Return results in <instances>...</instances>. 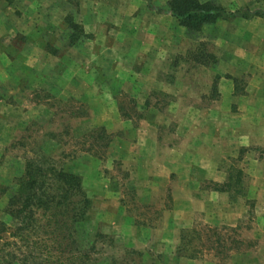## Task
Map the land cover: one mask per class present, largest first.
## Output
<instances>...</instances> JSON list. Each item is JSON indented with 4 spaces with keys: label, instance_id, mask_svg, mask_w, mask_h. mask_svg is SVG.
I'll return each mask as SVG.
<instances>
[{
    "label": "rangeland",
    "instance_id": "1",
    "mask_svg": "<svg viewBox=\"0 0 264 264\" xmlns=\"http://www.w3.org/2000/svg\"><path fill=\"white\" fill-rule=\"evenodd\" d=\"M105 1L104 7L92 8L87 0H0V187L8 186L0 195V218L9 222L0 241L2 254H9L3 264H74L70 250H56V257L45 262L32 246L33 235L16 236L17 222L3 211L27 161L39 158L41 150L59 167L81 175L92 199L90 217L78 235L82 247H91L86 264H174L151 232L144 235L148 241L140 234L133 244L129 233H113L124 213L117 216L115 205H102L115 199L139 224L162 227L161 217L172 207V192L182 181L173 175L168 186L151 192L134 187L128 166L115 158L116 143L137 141L134 129L151 111L164 114L147 118L157 125L160 144L203 142L190 150L217 156L218 170L233 179V192L220 200L235 201L244 210L234 220L213 213L185 216L187 226L180 229L175 253L194 256L198 264H264V196L258 195L264 191V117L246 114L253 105L260 113L264 110V0H208L225 6L234 17L206 23L197 31L186 28L181 35L176 26L157 54L152 49L137 57L125 55L120 63L117 59L120 69L104 73L102 64L114 56L103 52L110 39H99L94 53L84 51L90 37L84 24L96 33L107 29L114 37L119 24L132 20L131 9L142 8L134 0ZM163 24L171 25L166 19ZM145 73L185 85L177 86L172 96L134 84L129 77ZM116 109L122 118L113 115ZM190 110H202L201 115ZM250 120L261 121L259 130L247 127ZM202 185L216 187L213 179H204ZM37 231L41 238L43 231Z\"/></svg>",
    "mask_w": 264,
    "mask_h": 264
},
{
    "label": "crops",
    "instance_id": "2",
    "mask_svg": "<svg viewBox=\"0 0 264 264\" xmlns=\"http://www.w3.org/2000/svg\"><path fill=\"white\" fill-rule=\"evenodd\" d=\"M104 2L106 1L101 0V3H99L98 0H87L85 4L88 5V7L98 8L97 4H102ZM134 2L142 6L141 10L138 11L137 8L133 10L131 9L130 17L132 20L127 18L126 21H124L122 24H119L120 26L117 29L114 37H112V32L108 31L107 29L98 31L96 33L93 32L94 29L92 31L89 30L88 23L84 24L85 31L90 36L82 45L84 51L86 50L89 53H94L98 47L97 45L101 43L99 39H102L103 37L104 39H110L108 43L109 45H105L103 52L113 54L114 56H109L110 60H106L102 64L104 73L114 70V68L120 69L121 65L119 64L118 66V63H120L121 58H123L125 55H134L137 57L141 54H150L152 49H154V53L157 54L160 49L166 47L165 44L167 42L164 37H168L171 33L169 31L174 30V27L176 26V30L178 33H180V35L187 33L185 32L187 31L186 27L180 25L175 16L170 11L168 4L169 0H134ZM101 7H104V4H102ZM108 17L113 22H118V19H116L114 14H109ZM165 19L171 23L170 27L166 26L165 24H163L165 26L160 25V22L164 21ZM140 22H142V25H138ZM145 25H148L145 27L146 29L143 27ZM117 59L119 61L118 63ZM149 68L150 65L146 64V69L144 70L148 71ZM129 77L133 78L134 84L147 86L148 90L151 89L152 91L156 92L164 91L171 95L175 92L177 86L185 85L182 82L180 83L177 79H167V77L157 76L154 77L147 73L142 74L139 77ZM230 91V93H232V87ZM114 94L115 93H113V96H110L113 100H115ZM99 97L101 98L104 96L101 94ZM172 106H174V103ZM170 111H173L172 107ZM201 111L202 110L192 112L190 110L193 115L197 114V116L201 115ZM246 112L247 116L250 117H264V110L263 113H260L259 109H257L255 105L252 107L250 106ZM112 113L116 118H122L120 109H116V111ZM156 115L162 116L164 114L158 111H151L149 114L144 115V117L140 119L138 125L134 129L136 136L138 137L137 141L131 142L128 140L123 142L120 140V142L116 143V145L119 147L118 148L116 146L119 154L115 158L120 160V164L122 163L128 166L126 169L132 173L131 182L135 185L134 187L142 186L151 192L152 190L159 189L162 186H168L171 182V178L174 177L173 175L178 176V182H183L174 188L172 192L174 197L173 204L172 207L166 209L164 216L161 217L162 225L159 226L162 227H145L142 224H139L136 220V216L133 217L127 214L125 206L120 203V201L115 199H110L108 202L103 201L102 205L105 207H108V205L111 204L115 205V208L117 209L115 215L117 216H121L122 212L124 213V216L122 215L124 218H121L120 224L118 226L114 225L112 227L113 233H116L118 230L129 233L131 239L130 243L133 244L134 241H138L137 238L140 234L143 236H139V238L142 237L144 242L148 241L149 237L144 238V235H147L151 232V234L157 238L156 244H164L166 248L165 252L162 250L161 251L163 255L171 262H174V264H198V259H196L194 256L175 253L180 229L187 226L185 218L188 215L190 216L196 212H200L208 214L213 213L214 216L220 217L221 215L222 218H225L226 220H234L238 219L242 215L241 213L244 212V210H241L243 205L232 200L226 202L220 200L223 195H229V192H233L232 188L223 189V186L230 180V177H226V175L222 174V171L218 170L216 166V155L209 153L207 150L199 152L198 154L193 153L195 150H190V146L197 147V145L203 142H198L197 144L190 143L188 145L181 144L178 146L159 143L156 132L157 125L154 126L152 122L147 119L149 116L154 117ZM168 115L174 114L173 112H169ZM180 115L186 116L185 113ZM254 121L255 120H250L247 127L251 128L252 131H255L256 129L259 130V123L261 121L257 120L258 122L256 124ZM186 123V121H182L184 126L187 125ZM262 123L263 124L261 125V128L264 132V120ZM202 132L205 133V130ZM117 140L118 139H115L114 144ZM110 143H113V141L108 142V144ZM202 145H204V143ZM211 145L212 148L215 147L213 144ZM189 150L192 154L187 153ZM205 160H209L210 164H208V166L203 165ZM194 175L196 176L194 177ZM204 179H213L216 187L207 189L206 186L202 185V181ZM114 189L115 188L112 190L113 193L116 192ZM258 195L264 196V191H261ZM206 196L212 197V199L208 201ZM106 210L107 208L104 210V213H107Z\"/></svg>",
    "mask_w": 264,
    "mask_h": 264
},
{
    "label": "trees",
    "instance_id": "3",
    "mask_svg": "<svg viewBox=\"0 0 264 264\" xmlns=\"http://www.w3.org/2000/svg\"><path fill=\"white\" fill-rule=\"evenodd\" d=\"M168 4L178 23L193 31L200 30L206 23L229 20L235 15L213 1L169 0ZM39 152V158L27 161L25 173L17 180V187L9 194L3 211L9 219L17 222L16 236L28 239L33 235L32 246L41 251L45 262L56 257V250L59 254L70 250L74 264H86L91 257V247H82L78 235L90 217L92 199L85 190L81 175L59 167L52 157L42 150ZM223 187H233L231 176ZM1 188L0 195H4L8 186ZM8 223L0 218V241L9 228ZM38 229L44 233L41 238ZM48 240L58 247H48ZM8 255H3L0 250V264L9 262Z\"/></svg>",
    "mask_w": 264,
    "mask_h": 264
}]
</instances>
